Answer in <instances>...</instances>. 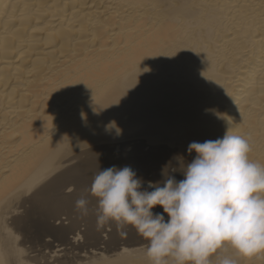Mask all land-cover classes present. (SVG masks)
I'll return each instance as SVG.
<instances>
[{
    "label": "bare ground",
    "instance_id": "6f19581e",
    "mask_svg": "<svg viewBox=\"0 0 264 264\" xmlns=\"http://www.w3.org/2000/svg\"><path fill=\"white\" fill-rule=\"evenodd\" d=\"M229 128L264 165V0H0V264H152L98 227L95 174L147 187Z\"/></svg>",
    "mask_w": 264,
    "mask_h": 264
},
{
    "label": "clouds",
    "instance_id": "9594fccd",
    "mask_svg": "<svg viewBox=\"0 0 264 264\" xmlns=\"http://www.w3.org/2000/svg\"><path fill=\"white\" fill-rule=\"evenodd\" d=\"M113 130L121 134L115 120L106 126ZM187 152L196 154L190 162L175 155L176 165H164L163 179L147 187L130 166L100 167L90 188L98 199V227L134 228L148 242L152 264H168V258L173 264H238L220 255L226 247L245 258L264 253V165L249 158L247 139L229 128L223 137L191 142ZM87 203L81 198L76 206L86 213ZM157 206L162 213L153 211Z\"/></svg>",
    "mask_w": 264,
    "mask_h": 264
}]
</instances>
